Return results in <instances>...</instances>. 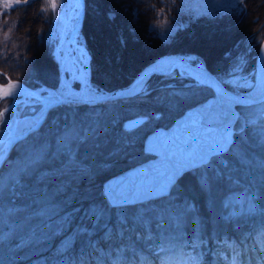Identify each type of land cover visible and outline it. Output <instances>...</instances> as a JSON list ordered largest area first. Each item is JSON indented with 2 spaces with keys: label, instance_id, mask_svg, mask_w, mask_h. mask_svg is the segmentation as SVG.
<instances>
[{
  "label": "trees",
  "instance_id": "trees-1",
  "mask_svg": "<svg viewBox=\"0 0 264 264\" xmlns=\"http://www.w3.org/2000/svg\"><path fill=\"white\" fill-rule=\"evenodd\" d=\"M85 1L83 34L90 53L91 80L99 89L111 90L128 85L144 66L172 52L195 53L211 71L220 76L228 74L239 56H243L248 69L255 66L259 44L251 39L250 20L256 15L264 18V3L260 0H245L247 11L242 8L240 11L193 18L185 15L189 18V24L179 28L170 39H163L166 42L164 44L153 38L157 33L149 29L147 20L149 16L158 20L162 13H176L170 0L167 3L165 0H159V3L157 0ZM154 4L155 9L152 8ZM42 6V0H30L3 13L2 20L22 11L21 27L30 29L29 35L33 40L28 48L32 53V67L36 70L40 64L48 65L54 72L57 71V64L47 38L51 15L44 12ZM99 15L107 23L106 31L96 24ZM219 23H228L229 27ZM41 26L43 31L37 36ZM207 31L209 37L230 31V39L213 50L201 41L200 33ZM136 46L141 51L135 50ZM142 55L146 58L141 59ZM169 79L168 76L153 75L148 80L154 86L152 92L125 100L92 106L64 105L54 109L41 131L43 136H50L51 141L74 127L78 130L83 128L80 126L88 118L95 120L97 125L87 129L85 136L81 134L74 138L69 147L57 151L50 149L48 155L28 168L27 174L14 187V192L8 191L0 196V247H27L21 246V243L31 240L33 236L34 241H44L47 226L66 212L69 213L70 226L68 224L69 229L65 228V231L78 227L82 229L84 237L89 232L87 238L94 239L92 243H88L84 237H81L80 243L76 241L69 251H74L72 259L64 257L67 263L81 264L83 259L84 264H94L92 258L98 251L115 245L117 248L123 246V253L128 255L124 257L123 254L117 260H122L124 264H148L149 261L161 264L160 257H166L167 264H194L197 259L202 260L203 264H213L210 260L212 249H218L223 264H228L245 245L249 249L254 247V237L264 229V125H258L253 133L251 129H246L244 135L247 137L243 141L239 132H236L235 148L232 152L218 156L212 171L200 169L186 172L170 195L161 201L120 208L108 207L102 193L104 180L148 157L143 149L145 135L158 125H169L186 107L212 93L208 87L195 85L164 86ZM158 112H161V116L155 118ZM139 113L150 115V120L138 129L125 130L122 119ZM114 115L119 116L117 121L111 119ZM64 117L73 122L62 123ZM72 149L75 151L72 154L74 157L71 163H67L66 158ZM201 173L208 177L206 183L201 180ZM238 190L255 193V210L236 215L228 212L229 208L223 203L228 195ZM69 200L71 202L66 203ZM41 201L49 202L58 209L47 218L40 217L37 209ZM168 201H180L188 205L185 210L168 208L165 206ZM192 202L193 207H189ZM154 203L158 209L171 210L172 217L179 216V219H173L172 226H166L160 232H155V235L150 233V240L147 233L136 235L140 236L137 242L143 250L131 252L125 245L124 236L129 235L125 233L127 230L132 232L133 222L126 219L125 213H135L143 208L150 211ZM146 218L134 224L144 229L150 228V222L142 221ZM24 223L25 229L15 234V230ZM116 229L120 230V235L116 237L118 243L114 244L112 232ZM53 246L50 245L46 250L44 246L34 245L29 257L14 255L16 258L11 257L8 264H32L36 258H40L37 256L50 252L51 247L53 250ZM160 247L164 251L157 255ZM261 247H264V236L261 237ZM188 248L193 251L188 252ZM86 249L90 250L87 256ZM254 255H264V252L242 253L241 259ZM46 262V259L36 260V264Z\"/></svg>",
  "mask_w": 264,
  "mask_h": 264
},
{
  "label": "rangeland",
  "instance_id": "rangeland-1",
  "mask_svg": "<svg viewBox=\"0 0 264 264\" xmlns=\"http://www.w3.org/2000/svg\"><path fill=\"white\" fill-rule=\"evenodd\" d=\"M62 1L64 0H58L59 7L56 12H52L51 9L49 8V5L45 3L44 0H43V6L41 8L44 12L51 13L50 29H49L47 38L48 40L52 41L53 50L55 48V41H56V35H57L56 33L57 18H58L59 10L62 7ZM12 2H13V7L6 8L5 4L7 3V0H0V60L7 58V57H11V60L9 61V66H12L14 68L15 66L12 65V60H15V65H19L20 60L16 59V57H12V53H16L17 57L20 54L19 52H17V49L15 47H11V48L9 47V41L12 40V34L8 33L7 34L8 39H5L6 33L4 31L3 25L7 23L9 18H4L5 21L2 20L3 13L4 14L8 13L12 8L18 6V4H21V2L16 3L15 0H12ZM179 7L182 13L185 12V14H188V15L190 14L192 16L200 15V14L215 15L217 13H223L226 10H232V9H234L233 11H240L241 4H240V0H179ZM173 15H174V19L170 15L167 16L168 18L165 16H162L159 18V19H163L164 21H169V20L171 21V23L166 24L165 27L159 30L160 36L165 39L169 38L179 27H183L187 24L184 14H179V15L173 14ZM95 21H96V24L98 23V25H101L102 28L104 27V30L105 28H107L106 27L107 23L104 22L102 16L100 15L97 16ZM219 25H222L223 27H229L228 23H224V24L219 23ZM153 29L155 32H157L155 28ZM230 35H231L230 31L221 32L220 34L216 33L214 36H210V37L208 35V31L200 33V37L202 38L201 39L202 43L206 47L213 48V50L217 49L222 44L226 43L230 39ZM195 41L201 42L196 39ZM81 42L84 43L82 35H81ZM109 47H110V44H109ZM135 50L141 51L139 50L138 46L135 47ZM143 51H146V49H144ZM53 53L54 52L52 51V55ZM189 57H193L192 61L197 62L195 55H189ZM32 62L33 61L31 60L29 70L23 75V77L25 78V81H31L29 80L31 77H36L34 81L35 82L41 81L43 82V84L48 83L50 85H53L59 81L60 74H61L59 67L57 71L53 72L52 69L48 65L44 66L40 64L39 67L37 66V69L35 70L32 67V65L34 64ZM230 70L232 73L229 71L228 74H225V76H223V78L224 80L232 79L230 81L231 85H229L231 86L232 90L238 93H241V92L246 93L247 91H250L255 86L256 71L247 70V66L243 60V56H240L235 62V64L231 65ZM181 71L183 74H186L187 76H189L186 70H181ZM179 73L181 72L177 70V71H174L171 75L179 76ZM189 82H192V81H189ZM77 83H78V80L75 81L74 85H76ZM34 84H37V83H34ZM211 102H212V99L210 100V103ZM263 113H264V101L249 106L248 116L252 119H255L258 123L263 121L264 119ZM112 117L111 119L113 121H117L119 116L114 115ZM64 120L65 121L62 122L64 124H66L67 122H73L71 119H66V117H64ZM244 123L245 121L241 120V124H244ZM96 125L97 123L95 122V120H93L92 118H88L86 119V123L84 125L81 124L80 127H83V128H79V130L78 129L74 130L77 132L75 135L74 134L67 135L63 138V140L62 138L56 139L54 141L45 140L40 145H38V147H41L40 148L41 150H38V151H35L36 146L34 145V143H30V144L22 146L20 150V158H22V161L16 164L10 163V165L6 168L5 172L2 174V177L0 179V196L3 195L4 193H8V191H12V192L15 191L16 188L14 187L17 186L18 184L17 180L19 179L22 173V169L24 167L27 166L29 168L31 166L36 165V163L41 161L46 155L49 154V152H47L43 155L44 152L42 151L44 148L49 147V148L57 149L58 147L62 146L63 143L64 144L70 143V145H72V142L74 141L73 136L77 137L78 135H81V134L85 136V134L87 133V129L90 130L92 127H95ZM40 131H42V129ZM71 131H73V129L70 130V132ZM71 138H72V141H71ZM72 154H75L74 149L71 150L70 156L66 158L67 163L72 162V159L74 157ZM34 161L35 163H33ZM62 166L65 167V165H62ZM254 197L255 196L252 192H247V191H236V192L231 193L227 197V202L231 203L232 205L231 207H232L233 215L240 214L244 211L251 212L255 210L257 208V205H256ZM70 202L71 200L69 201V203ZM153 206L150 211H146L145 208H143V209H139L138 212H135V213H125L127 215L126 219L128 221L133 222V226H131V228H133L132 232H130V230H127L128 228L127 227L125 229L127 230L125 231V233L129 235L124 236L125 245L127 246V249L129 251L131 250V252H136V251H139V249L143 250V248L137 242V239H139L140 236H136V235H143V233H147L148 235H151V234L155 235V232H160L166 226L168 227L172 226L173 219L174 220L179 219V216L172 217L171 210H168L167 208H162V207H161L162 209H158L157 208L158 205H156L155 203ZM93 208H94V204H93ZM57 209L58 208H56L53 204L46 202V201H41V204L39 208L37 209V213L39 214L40 217L47 218ZM144 217H147V218L142 221L145 223L150 222L148 224L150 225V228L144 229V227H141V226L137 227L134 224V222L138 221L139 219H143ZM122 219H125V218L122 217ZM25 223L20 225V229L18 233H21L23 229H25L24 227ZM68 224L70 226L69 213L66 212L60 215L59 217H57L56 220L52 224H49L47 226L48 232L44 234V237H45L44 241L35 240L31 245L27 247H23V248L22 247L18 248V246L0 247V264H8V261H10L11 257L16 258L14 257V255L28 257L29 254H31L32 252L31 248H33L34 245L44 246V248L47 250V248L50 245L54 244L55 240L57 241L58 245L55 246L53 250L51 247L49 255L48 253L42 254L40 256V259L44 257V259H47L46 264H51L55 262L58 263L64 257L71 258L72 257L71 255L74 254V251L71 253L69 252V253H64L61 255L57 253H63L62 251H65V249L71 244L72 237H78L79 240L77 241L80 243L81 237H84V236L82 235L83 233L82 229H79L78 227L73 228V230H67L66 232H64L65 228L69 229ZM88 235H89V232L86 234L84 239L88 243H92L94 239L89 240L87 238ZM112 235L114 236L113 240H115L114 244H117L119 240L116 237L120 235V230L116 229L115 231L112 232ZM34 238L35 236L31 237L30 239H34ZM102 244H106V243H102ZM123 248H124L123 246H120L117 248L115 245L114 246L109 245L107 248H105L101 252L98 251L94 255V258L92 259L94 260V262L100 261L101 264H108L109 261L113 260L112 258L114 256L117 258V253H119L118 250H122ZM89 253H90V250L86 249L85 256H87ZM210 254H211L210 257H212V260L214 261L215 264H221V261L218 260L219 256H218L217 250L215 249L212 250ZM51 256L53 257L52 259H50Z\"/></svg>",
  "mask_w": 264,
  "mask_h": 264
},
{
  "label": "water",
  "instance_id": "water-1",
  "mask_svg": "<svg viewBox=\"0 0 264 264\" xmlns=\"http://www.w3.org/2000/svg\"><path fill=\"white\" fill-rule=\"evenodd\" d=\"M84 12L85 1L82 0L79 28L83 24ZM86 55L88 56L87 50ZM173 55L177 57L178 60L173 62L168 69L156 65L151 67L154 65L153 62L147 65L137 75L135 82H144L153 72H171L174 68L178 67L179 64H182L201 73L205 79L200 83L214 87L217 93L216 96L220 101L219 90L213 79L220 80L214 73L207 68L179 59V55L177 54ZM166 56H169V54L159 59ZM257 70L259 75L264 77V50H262L261 47L257 56ZM210 76L213 79H211ZM132 87L133 84L117 88L110 92H100L95 97H83L80 99L68 97L54 90L55 94L47 96V98L50 99L52 104L56 102H86L92 104L126 97L135 90V88ZM43 88L52 89L50 87ZM35 91L37 95L40 96L41 88H37L34 92ZM222 92L232 99V112L227 113L224 108H216V112L222 119L221 122L207 121V116H205L201 110L192 107L187 109L183 115L177 117L170 127H159L147 136L145 140V150L152 154H156L157 157L113 176L104 183V192L112 205L134 203L157 197L167 190V186L173 174L186 168H192L202 164L206 162L211 155L224 152L228 148L229 144L232 143L231 126L236 119L237 106L239 105L236 103L237 100L247 105L258 103L264 100V91L254 94L249 93L247 96L238 95L236 93L229 95L223 89ZM146 120V116L130 118L125 121V127L128 129L135 128ZM12 142L11 143L14 144L16 139H13ZM8 152L5 154V158Z\"/></svg>",
  "mask_w": 264,
  "mask_h": 264
},
{
  "label": "snow or ice",
  "instance_id": "snow-or-ice-1",
  "mask_svg": "<svg viewBox=\"0 0 264 264\" xmlns=\"http://www.w3.org/2000/svg\"><path fill=\"white\" fill-rule=\"evenodd\" d=\"M15 2L16 3H20V0H15ZM5 7L6 8L13 7L12 0H7V3L5 4ZM58 7L59 6L55 2V0H52V2L49 5V8L51 9V11L52 12H56ZM156 63H159V61H157ZM155 64L153 66H151V67H154ZM172 73H173V71L172 72H167V73L153 72L151 75H153V74H162V75H166L167 76V75H171ZM179 74L182 75V76H187L186 74H183V73H179ZM0 75H2V74H0ZM210 78L213 79L211 76H210ZM6 80H7L6 84H0V101H7L8 102V103L5 104V107L3 108V112L0 113V116H2V118H0V124H2L3 126H6L8 124V122H9V120L13 117L14 113L12 111V105L17 102L20 92L23 89H25V87H23L22 84H20L18 82H13V80L10 77H6ZM213 80L227 94L232 95V94L235 93V92H230L228 90V86L231 85L230 81L232 79L231 80H224V81H218L217 79H213ZM198 83L200 85H205V86L210 87L211 89H214V98L216 97L217 93H216L214 87H212L211 85L201 84L199 81H198ZM145 85H146V80L144 81V90H143V92L146 91ZM138 94H140V93H137L136 95H138ZM136 95H134V96H136ZM130 97H133V96H130ZM62 103H67V102H56V103H53L47 108V110L51 109V108H55L56 106H58V105H60ZM236 103L241 106V110L239 112L236 111V120L233 122V124L236 125V127L238 129V132H239V135H240V139L243 141L247 137V136L244 135L245 130L246 129H251L252 133L255 132L257 127H258V122L255 119H252V118H250L248 116L249 106L247 104H243L239 100H237ZM10 109H11V111H10ZM47 110L41 109V111L44 112L43 117L45 116V113H46ZM6 113L8 114V116L5 119V114ZM241 120L245 121V123L241 124ZM40 123H42V119L40 120L39 124ZM36 127H37V125L35 127L31 128V129H29L25 133L34 131L36 129ZM24 134H22L20 138H23ZM233 135H234V127L232 129V143H230L228 148L223 153H220L219 156H222L224 154L232 152L233 148H235L233 146ZM11 144L0 146V152L3 153L2 155H0V165H2L4 163L5 154L9 150V146ZM217 157L218 156L209 157V159L206 162L202 163V164H199V165H197L195 167L186 168V169H184L182 171L176 172L175 174L172 175L171 181H170V183L167 186V190L163 194H161V195H159V196H157L155 198L163 197V196L167 195L175 186H177L178 181L189 170L205 169V170H211L212 171V169L214 168V166L218 162ZM33 163H35V161ZM28 170L29 169H28L27 166L22 169V173H21L19 179L17 180V183H19L20 179L24 178V175L27 174ZM207 179H208V177L205 176L203 173H201V180L206 183ZM106 186H105V188H106ZM106 200H107V197H106ZM107 203L109 204V206H111V202L110 201L107 200ZM262 236H264V229H262L260 232H258L256 234V236L254 237L255 246L252 247L251 249H249L248 246L245 245V247L243 248L242 251H237L236 254L232 257L230 264H264V255L247 256L246 259H241L242 253L243 254H247L249 251H251L252 253H256L258 250L260 252H264V247H261V237ZM151 238L152 237L149 235L148 239L150 240ZM77 240H79L78 237H72L71 238V244L65 249V252L70 251L73 248V245H74V243ZM93 247H95V245H93ZM162 251H164V248L160 247L156 254L159 255V252H162ZM160 260H161V264H167V258L166 257H160ZM81 264H84L83 259L81 260ZM96 264H101V262L97 261ZM108 264H124V262L122 260L117 261V260L114 259V260L109 261ZM148 264H152V262L149 261ZM194 264H203V262H202V260L197 259V261H195Z\"/></svg>",
  "mask_w": 264,
  "mask_h": 264
},
{
  "label": "bare ground",
  "instance_id": "bare-ground-1",
  "mask_svg": "<svg viewBox=\"0 0 264 264\" xmlns=\"http://www.w3.org/2000/svg\"><path fill=\"white\" fill-rule=\"evenodd\" d=\"M80 8H81L80 0L62 1V7L59 10L57 24H56L57 35H56V41H55V55L60 65V73H61L60 81H59L60 90L63 92H68V91L73 90L75 88L74 87L75 81L79 80L83 84L81 92L83 94L90 95L93 93V90L89 84V79H88V74H87L88 72H87V68L85 65L86 58H85V53H84V46H83V43L81 42L82 34H81V30L77 29V25L80 19ZM140 57L141 59L146 58V56H143V55ZM183 58L186 60L193 59L192 57H185V56ZM170 60L171 59L165 60V61L159 62L158 64L162 66L166 62H169ZM199 65L202 66L201 63ZM192 73L196 77L202 79L199 73L195 71H192ZM137 75L130 81L128 86L133 84L132 88H135V90L140 88L141 91H143L144 82L143 81L135 82ZM168 77H170V79L166 82V84H170L171 86H178L181 84L182 79L178 75H169ZM261 82L262 81H260L259 86L256 89L257 93L262 90V86L264 85L263 84L264 82L262 83ZM145 89H146L145 93L147 92L149 93L153 91L154 86L146 82ZM212 101L213 102H211V104H215V100L213 99ZM147 116H150V115H147ZM1 176H2V172H0V178ZM238 191H246V190H238ZM227 197L223 204L225 207L229 208L228 212L232 213V207H231L232 205L231 203L227 202ZM187 205L184 202H180V201H168L165 204V206H167L168 208L175 207V208L182 209V210H185L187 208ZM189 207H193V202L190 204ZM53 245H54L53 249L55 248V246L58 245L56 240ZM121 252L123 251L121 250ZM57 254L60 255L61 253H57Z\"/></svg>",
  "mask_w": 264,
  "mask_h": 264
},
{
  "label": "clouds",
  "instance_id": "clouds-1",
  "mask_svg": "<svg viewBox=\"0 0 264 264\" xmlns=\"http://www.w3.org/2000/svg\"><path fill=\"white\" fill-rule=\"evenodd\" d=\"M21 3L27 4L29 3V0H20ZM45 3L50 5L52 0H44ZM55 2L58 4V0H55ZM168 0H165V3H167ZM172 9L174 11H178V4L179 0H170ZM261 3H264V0H260ZM157 3H159V0H157ZM241 7L244 8L245 11H247V4L245 0H240ZM152 8L155 9L156 5H152ZM39 11V10H38ZM169 15L173 17V12H169ZM23 17V12L20 11L17 14H15L14 17H10L6 24L3 25L4 31L6 33L5 39H8L7 34H12V40L9 41V47H15L17 49V52H19V56H16V53H12V57H16V59L20 60L19 65H15V60H12V66H9V61L11 60V57L4 58L0 60V68L7 67L9 71L15 70V73L18 78H22L23 75L29 70L30 68V61L32 59V53L28 51L29 46L33 43V40L31 36L29 35V28L21 27V20ZM149 29L155 28L157 30V35L153 36L154 39H159L162 44L166 43L163 38L159 34V30L166 26V24L171 23V21H164L163 19L154 20L149 16V19L147 20ZM43 31V27L41 26L40 29L37 32V36L40 35V33ZM250 31H251V39H255V41L261 46L262 50H264V18H262L259 15L253 16L250 20ZM170 43V41H168ZM0 111V113H2ZM2 118V116H0Z\"/></svg>",
  "mask_w": 264,
  "mask_h": 264
}]
</instances>
